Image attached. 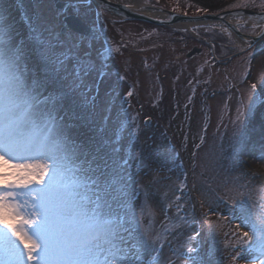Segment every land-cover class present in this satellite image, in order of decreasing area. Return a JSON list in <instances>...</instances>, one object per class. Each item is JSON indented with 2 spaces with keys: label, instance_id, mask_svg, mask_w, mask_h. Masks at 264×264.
<instances>
[{
  "label": "rangeland",
  "instance_id": "rangeland-1",
  "mask_svg": "<svg viewBox=\"0 0 264 264\" xmlns=\"http://www.w3.org/2000/svg\"><path fill=\"white\" fill-rule=\"evenodd\" d=\"M157 2L168 3L166 6L180 11L196 9L202 13L245 7L246 0ZM0 3V10L5 8L9 11L6 14L12 13L9 20L2 22L7 27L17 26L16 37L24 42L27 65L38 78L44 75V62L38 52L41 45L33 38L34 30L41 40H51L57 45L63 41L73 54L87 47L84 42L81 49L76 48L77 35H56L61 13L54 8L52 0H43L39 7L33 0H0ZM247 3H250L248 8L264 9L261 7L264 0H247ZM4 15L1 16L4 18ZM149 27H154L155 33L163 31L162 27ZM120 28L131 31L140 25L126 23ZM240 30L246 35L254 34L257 28L242 26ZM199 32L225 40L231 46L229 51L235 52V39L227 32L211 26L200 27ZM183 33L185 36L186 31ZM174 38L164 41L162 57L152 61V53L149 71L124 67L118 73L115 69L99 73L97 70L113 63L106 64V54L102 51V59L97 60L93 54L95 57L83 60L95 68L85 74L81 71L82 64L72 65L67 52L57 46L56 51L68 57L64 68L57 65V79L62 84L75 81L77 87L71 95L73 99L67 97L64 104V98L58 102L56 114L79 148L77 163L88 169L94 180L103 185L112 170L119 167L122 182L114 186L110 195L122 209L120 222L131 228V234L121 230L115 241L121 249H127L133 256L138 251L144 264L153 257L158 264H169V261L190 264L189 248L197 250L191 254L197 264H233L231 256L236 237L232 232L240 220L237 206L230 200L234 195L230 190L251 191L256 202L264 194L262 175L247 169L241 159L248 141L258 138L257 129H264V103L249 110L250 97L259 96L264 100V82L260 79L264 75V52L250 50L228 66L218 68L205 52L194 60H187L184 52L177 50L178 42L175 44ZM263 41L264 37L260 44ZM93 42L90 43L97 52V42ZM180 44L185 47L187 43ZM116 60L115 65L119 61L124 65L132 61L135 66L143 62L130 51ZM251 84H256L255 93L250 90ZM50 88L55 85L48 86L45 95ZM242 102L243 115L237 121ZM254 123L258 128L253 129ZM96 191L90 186L86 195L95 199ZM123 208L131 209L130 216L124 215ZM181 210H185L184 214ZM133 215L135 219L129 224ZM217 224L221 227L216 228ZM240 230L250 231L243 224ZM145 239L150 244L147 250L141 247ZM245 256L238 264H259L264 259L258 251L246 252Z\"/></svg>",
  "mask_w": 264,
  "mask_h": 264
},
{
  "label": "snow or ice",
  "instance_id": "snow-or-ice-1",
  "mask_svg": "<svg viewBox=\"0 0 264 264\" xmlns=\"http://www.w3.org/2000/svg\"><path fill=\"white\" fill-rule=\"evenodd\" d=\"M244 6H249L247 0ZM33 38L41 45L42 79L27 65L23 40L14 44L10 28L0 21V264H144L138 251L129 255L115 243L121 230L131 234V228L120 222V205L110 195L122 182L119 167L103 185L94 180L89 170L77 163L79 148L56 114L58 102L71 97L77 87L75 81L62 84L57 79V65L64 68L68 57L57 52V44L51 40H41L39 35ZM81 71L86 74L87 69ZM260 79L264 82V75ZM57 84L59 95H45L48 86ZM250 90L255 93L256 84H251ZM258 103L264 100L250 97L249 110ZM242 109L243 102L237 121ZM90 186L97 189L95 199L86 195ZM230 191L240 220L232 232L236 248L231 260L238 264L246 259V252L258 251L264 256V194L256 202L251 191ZM123 211L130 216V208ZM134 219L131 216L128 223ZM241 224L250 231H241ZM159 240L157 237L156 242ZM149 246L147 239L141 244L146 250ZM187 251L190 264H197L191 255L197 250ZM148 264H158L157 258ZM259 264H264V259Z\"/></svg>",
  "mask_w": 264,
  "mask_h": 264
},
{
  "label": "water",
  "instance_id": "water-1",
  "mask_svg": "<svg viewBox=\"0 0 264 264\" xmlns=\"http://www.w3.org/2000/svg\"><path fill=\"white\" fill-rule=\"evenodd\" d=\"M96 1V0H94ZM98 6L106 8L111 12L118 13L126 18H134V19H141L149 22H153L155 24L164 25V26H171V27H181V26H188L194 25L197 22H218L225 24L231 27L232 30L237 31V28L234 24H231L227 21L226 17H235L239 15H247L250 19H255L254 21L263 23L264 24V12H249L243 10H235V11H228L220 14H207L204 16H186L178 13H174L165 9H158L154 7H145L149 8L150 10L159 11L162 13L163 18H153L150 16L143 15L139 12H135L129 7L125 6H117L114 4L107 3L104 0H97ZM121 10V11H120ZM256 38H252V41L249 42L252 44L255 42Z\"/></svg>",
  "mask_w": 264,
  "mask_h": 264
},
{
  "label": "flooded vegetation",
  "instance_id": "flooded-vegetation-1",
  "mask_svg": "<svg viewBox=\"0 0 264 264\" xmlns=\"http://www.w3.org/2000/svg\"><path fill=\"white\" fill-rule=\"evenodd\" d=\"M64 1H68V4H82L81 8L86 9V10H84L82 12L79 11L78 13H75L74 11H71V7H69V10H68L69 13H67V14H70V15H76L77 14L81 18V20H83L90 27L94 28L97 31V34H99V38L97 39V42L100 43L101 39H103L105 37V33H104V30L102 29V26H101V16H100L98 11H97V13L94 12L95 8L92 5L93 3L88 1V0H82V1L75 2V3H72L70 0H64ZM248 4H250V3H248ZM95 16H96L97 20H95V18H94ZM94 21H96L97 23H94ZM134 22H136V21H134ZM134 22H131V23H134ZM136 24L140 25V28L135 29L134 32L127 31L126 29H123V28L119 29L117 27V24L114 25L113 30H112L114 32H119V33H123V34L128 35L129 37L132 38L131 42L136 41L135 43H133L130 46V49H132V50H136L140 47H144V49L148 53L151 42H160V41H165L167 39H170V38L165 37L163 33L150 34L148 25H146L144 23L136 22ZM139 36H141V39L138 38ZM174 37H175L173 39L174 43L177 44V42H178L177 50L178 51L180 50L181 52H185L186 48L182 47L180 44L181 38L177 34H174ZM108 46H110L109 43H108ZM174 50L176 51V48H174ZM256 50H258V47L255 49V51Z\"/></svg>",
  "mask_w": 264,
  "mask_h": 264
},
{
  "label": "bare ground",
  "instance_id": "bare-ground-1",
  "mask_svg": "<svg viewBox=\"0 0 264 264\" xmlns=\"http://www.w3.org/2000/svg\"><path fill=\"white\" fill-rule=\"evenodd\" d=\"M129 3H132L133 0H126ZM135 5V4H134ZM3 7V6H2ZM0 21H4V18L1 16L3 13L6 14V12H9L8 10L5 11V8L0 10ZM151 15H155V13H150ZM12 13L10 14H6V17H11ZM231 22L235 23V24H242L243 22H240V20L238 18H232L230 20ZM7 26V25H6ZM11 30V35L13 38H16L18 41H20L17 37H16V30H17V26H10L9 27ZM222 31H227V28L224 26H220L219 28ZM15 33V37L13 36V34ZM242 42L239 40H235V44L236 47H238V50H241L242 48ZM60 93V91L58 92ZM51 94H53V92H51ZM256 124H253V129L258 128L255 126ZM257 134H258V138L257 139H250V141H248V145L246 146V148L244 149V151L241 153V159H242V163L243 165L253 171V172H258L257 174L259 176L262 175L261 178L264 179V159H262L261 157L264 156V129H257ZM254 140V141H252Z\"/></svg>",
  "mask_w": 264,
  "mask_h": 264
}]
</instances>
